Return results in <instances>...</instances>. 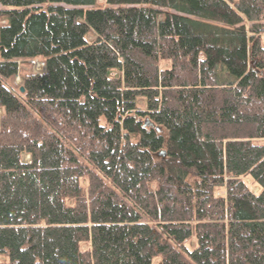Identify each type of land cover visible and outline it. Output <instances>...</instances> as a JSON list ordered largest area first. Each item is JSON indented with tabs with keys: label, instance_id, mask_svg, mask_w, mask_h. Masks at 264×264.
Listing matches in <instances>:
<instances>
[{
	"label": "trees",
	"instance_id": "trees-1",
	"mask_svg": "<svg viewBox=\"0 0 264 264\" xmlns=\"http://www.w3.org/2000/svg\"><path fill=\"white\" fill-rule=\"evenodd\" d=\"M0 264H264V0H0Z\"/></svg>",
	"mask_w": 264,
	"mask_h": 264
},
{
	"label": "rangeland",
	"instance_id": "rangeland-1",
	"mask_svg": "<svg viewBox=\"0 0 264 264\" xmlns=\"http://www.w3.org/2000/svg\"><path fill=\"white\" fill-rule=\"evenodd\" d=\"M100 3L103 2V0H99ZM37 71V72H42L45 70V62L39 58L37 59H33L31 61H25L21 63V71L15 76L14 79V83L16 85L21 84L23 79H24V75L25 73H27L28 71ZM255 190L258 189V187H254ZM221 192H223V190H221ZM159 260V259H157Z\"/></svg>",
	"mask_w": 264,
	"mask_h": 264
},
{
	"label": "water",
	"instance_id": "water-1",
	"mask_svg": "<svg viewBox=\"0 0 264 264\" xmlns=\"http://www.w3.org/2000/svg\"><path fill=\"white\" fill-rule=\"evenodd\" d=\"M22 90H24V87H22Z\"/></svg>",
	"mask_w": 264,
	"mask_h": 264
}]
</instances>
